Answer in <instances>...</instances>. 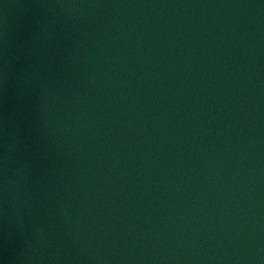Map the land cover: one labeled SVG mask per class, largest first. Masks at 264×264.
I'll return each instance as SVG.
<instances>
[{"label": "water", "instance_id": "obj_1", "mask_svg": "<svg viewBox=\"0 0 264 264\" xmlns=\"http://www.w3.org/2000/svg\"><path fill=\"white\" fill-rule=\"evenodd\" d=\"M0 264H264V0H0Z\"/></svg>", "mask_w": 264, "mask_h": 264}]
</instances>
